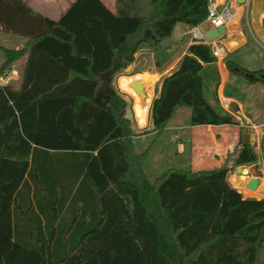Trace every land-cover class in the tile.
Wrapping results in <instances>:
<instances>
[{
  "label": "trees",
  "instance_id": "1",
  "mask_svg": "<svg viewBox=\"0 0 264 264\" xmlns=\"http://www.w3.org/2000/svg\"><path fill=\"white\" fill-rule=\"evenodd\" d=\"M208 0H75L57 21L22 0H0V77L25 59L12 87L0 84V264H259L264 198L228 183L256 156L239 135L211 170L169 169L150 181L149 151L136 152L128 102L113 78L172 37L201 25ZM264 26V20H263ZM215 59L189 46L161 81L149 119L156 137L181 109L189 127L237 126L204 95ZM248 83L263 75L228 61ZM143 134V135H146Z\"/></svg>",
  "mask_w": 264,
  "mask_h": 264
},
{
  "label": "crops",
  "instance_id": "2",
  "mask_svg": "<svg viewBox=\"0 0 264 264\" xmlns=\"http://www.w3.org/2000/svg\"><path fill=\"white\" fill-rule=\"evenodd\" d=\"M22 1L43 17L57 21L75 0ZM100 1L110 12L114 11V8L109 9L103 0ZM216 1L221 3L225 0ZM230 4L237 11L238 18L224 27L225 32L221 41L226 50V56L205 65L202 78L203 88L204 84L209 82L207 94L204 89V95H208V99L205 97L206 101L214 109L228 112L235 118L238 125L189 127L187 124L186 126L167 127L166 130L171 132V140L176 141V147L171 150L170 158L175 159L178 156L179 165L193 171L218 168L227 154L234 150L241 134L243 140L252 146L256 163L251 167H240V173L246 170L247 174L242 173L243 175H246L248 179L255 178L259 180L260 185H264V85L250 84L243 77L231 74L226 66L228 61L235 63L232 60L235 58V64L241 69L264 74V0H245L241 5L232 0ZM198 27L204 36L211 31L206 24ZM193 29L178 24L171 38L162 41L155 49L145 50L144 53L142 51L135 56L136 58L142 55L134 64V66L141 65L136 74H146L154 79L153 100L160 91L162 79L172 74L189 46L196 44L190 35ZM3 45L19 50L23 46V40L0 34V46ZM163 45L166 47L163 48ZM173 47L177 48L178 52L169 59L164 58L163 60L160 52H169ZM24 63L25 59L14 64L0 77V84L14 86L20 77ZM246 63L250 66L245 65ZM6 74L8 77L4 79ZM9 79L11 80L8 83ZM144 93L146 95V89ZM149 126L152 127L151 124ZM238 172L236 169V173ZM239 179L237 182H242L243 177ZM261 189L264 190V186ZM236 190L241 193L240 190Z\"/></svg>",
  "mask_w": 264,
  "mask_h": 264
},
{
  "label": "rangeland",
  "instance_id": "3",
  "mask_svg": "<svg viewBox=\"0 0 264 264\" xmlns=\"http://www.w3.org/2000/svg\"><path fill=\"white\" fill-rule=\"evenodd\" d=\"M103 1L105 2V4L107 5V7L109 9L113 10L114 0H103ZM178 31L179 30L177 29V32ZM176 38H177V35H176ZM171 40H173V39H171ZM168 42H170V41H168ZM165 47H166V45H163V48H165ZM176 49L177 48L173 47L170 49L169 52H166V51L160 52V53H162L161 56H162L163 60H164V58L169 59L174 53H177L178 50H176ZM142 51H141L142 53L146 52L145 50H142ZM139 56L141 57L142 55H139ZM232 60L236 63L235 58H232ZM1 61H2V58L0 57V62ZM134 64L130 65V66H132V69L129 72H126V70H124V71H121L119 74H117L113 78L112 86L120 96L129 99V102H128L129 107H127V113H129L131 116L132 129L136 132L135 134H138V136H136L134 138L135 149H136V152H138V153H143L147 150L150 152L149 157L145 163L144 170H145V173H146L148 179L150 181H153L157 177L161 176L163 173L168 171L169 169L187 170L188 168L182 167L179 165L180 158L178 156L175 159L170 158L171 157L170 156L171 150L176 147V145H175L176 141L173 142L171 140V132L165 130L164 133L159 137H156L152 133L146 134L151 129L149 126V124H150L149 110H148V115H147L146 126L144 128L138 127L136 120L134 118V113H133V108H132L133 107V99L128 94L122 93L118 87V80L120 77H123V76L133 77L134 75H137L136 73H137V71L141 65L134 66ZM141 64H143V63L141 62ZM245 65L250 66V64H247V63ZM11 76L13 77L14 75H11ZM5 77H8V75L6 74L4 76V79H5ZM10 80L11 79L8 80V83L10 82ZM0 82H1V80H0ZM204 85H205V87H204L205 94H207L209 82H206ZM135 95L142 101V98L138 94H135ZM207 96L208 95H206L205 97L208 99ZM189 121H190V111L188 109H181L170 120V122L168 124V128L169 127H177V126H186L187 124H189ZM143 134H146V135H143ZM164 150H166V151H164ZM161 151H163V154H161ZM239 177H243L242 182H237V180H240ZM248 177L250 178V175ZM248 180L249 179L247 178L246 175H243L240 172L236 173V170H235L234 172H232V174H230V176L228 178V183L231 187L240 190L241 194L244 198H255V199L264 198V192H263L264 190L263 189L257 188L255 190L256 191L255 192L252 190H248L244 187L245 182ZM259 264H264V252L261 253V256L259 258Z\"/></svg>",
  "mask_w": 264,
  "mask_h": 264
},
{
  "label": "built area",
  "instance_id": "4",
  "mask_svg": "<svg viewBox=\"0 0 264 264\" xmlns=\"http://www.w3.org/2000/svg\"><path fill=\"white\" fill-rule=\"evenodd\" d=\"M231 1L225 0L218 3L216 0H208L207 16L202 24H206L211 30H217L236 20L238 13L231 6ZM190 35L192 41L196 42V44L208 46L214 59H223L226 56V50L221 41L223 35L209 42L205 39L204 33L198 26L193 29Z\"/></svg>",
  "mask_w": 264,
  "mask_h": 264
},
{
  "label": "bare ground",
  "instance_id": "5",
  "mask_svg": "<svg viewBox=\"0 0 264 264\" xmlns=\"http://www.w3.org/2000/svg\"><path fill=\"white\" fill-rule=\"evenodd\" d=\"M134 80H137V81L145 84L146 98L144 101H141L135 95V93L129 88L130 83L133 82ZM118 87L122 93L128 94L133 99V107L132 108H133L134 118L136 120L138 127L144 128L146 126V122H147L148 110H149L150 104L153 100L154 79L152 77L146 75V74H137V75H134L133 77L123 76V77H120L118 80ZM242 173L246 174V170H244V172H242ZM263 186L264 185L262 184L258 188H261Z\"/></svg>",
  "mask_w": 264,
  "mask_h": 264
},
{
  "label": "water",
  "instance_id": "6",
  "mask_svg": "<svg viewBox=\"0 0 264 264\" xmlns=\"http://www.w3.org/2000/svg\"><path fill=\"white\" fill-rule=\"evenodd\" d=\"M235 1L237 4L241 5L244 3L245 0H235ZM224 32H225L224 28H219L217 30H211L205 35V39L210 42L216 39L218 36L224 35ZM131 69H132V66H129L126 69V72H129ZM260 79L264 80V74L260 76ZM129 88H131L135 94H138L142 98L143 101L145 100L146 98V95L144 93L145 84L137 80H134L133 82L130 83ZM125 101L129 102V99L125 98ZM126 117L128 120H130L131 118L129 113L126 114ZM238 171L240 172V168L237 169V172ZM259 186H260V182L259 180L255 178L249 179L245 184V188L248 190H252V191H255Z\"/></svg>",
  "mask_w": 264,
  "mask_h": 264
}]
</instances>
